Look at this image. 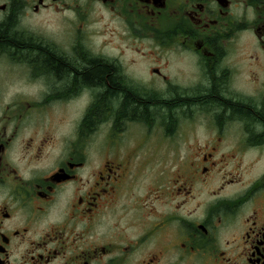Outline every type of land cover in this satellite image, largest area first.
Segmentation results:
<instances>
[{"label": "flooded vegetation", "instance_id": "flooded-vegetation-1", "mask_svg": "<svg viewBox=\"0 0 264 264\" xmlns=\"http://www.w3.org/2000/svg\"><path fill=\"white\" fill-rule=\"evenodd\" d=\"M0 33V264H264V0H0Z\"/></svg>", "mask_w": 264, "mask_h": 264}, {"label": "trees", "instance_id": "trees-1", "mask_svg": "<svg viewBox=\"0 0 264 264\" xmlns=\"http://www.w3.org/2000/svg\"><path fill=\"white\" fill-rule=\"evenodd\" d=\"M0 40H7L3 33H0ZM49 65V67L55 70L58 74L64 75L69 72H72L75 74L76 79H83L84 81L90 84H98L109 90V93H111L113 97H116L119 93H124L127 97V105H130L131 108H135L134 111H136V107L138 109L139 105L142 104L139 99H136L135 97L131 96L127 91L122 89L121 84L115 78V74L113 73V71L106 67L94 64L89 67V70L82 71L80 73L78 70L64 66L59 61L52 60L49 62Z\"/></svg>", "mask_w": 264, "mask_h": 264}]
</instances>
